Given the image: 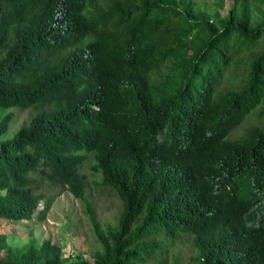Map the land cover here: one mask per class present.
Here are the masks:
<instances>
[{"label": "trees", "instance_id": "trees-1", "mask_svg": "<svg viewBox=\"0 0 264 264\" xmlns=\"http://www.w3.org/2000/svg\"><path fill=\"white\" fill-rule=\"evenodd\" d=\"M216 1L0 0V219L84 200L88 158L121 204H87L92 262L0 236V264H264V0Z\"/></svg>", "mask_w": 264, "mask_h": 264}, {"label": "rangeland", "instance_id": "rangeland-1", "mask_svg": "<svg viewBox=\"0 0 264 264\" xmlns=\"http://www.w3.org/2000/svg\"><path fill=\"white\" fill-rule=\"evenodd\" d=\"M198 1L205 4H215L217 2L216 0ZM230 6L231 0H225V5L220 10L222 17L226 15ZM8 112L0 110V118ZM31 115L30 110H15L13 121L5 139L14 136L20 126L30 119ZM257 123L258 120L255 113V116H249L232 132V137L240 135L246 126ZM91 165V160L88 158L81 170L88 182L84 200L76 199L66 191L54 196L59 193L60 188L45 187L42 191L46 193V198L54 197L50 208L44 213L43 217L38 218L39 213L44 210V203L41 202L30 220L12 222L0 219V236L4 237L5 243L12 247L22 248L29 244L39 246L44 241H50L62 248L63 257L69 259L68 262L78 260L92 262V254L99 250V245L86 215V206L89 204L94 208L97 219L104 227L116 223L121 204L106 189L94 185L93 181L96 176L90 171ZM0 195H3V193L0 192ZM188 246L189 244H184L182 247L188 252ZM1 254L3 252H0ZM184 256L186 257L185 252Z\"/></svg>", "mask_w": 264, "mask_h": 264}]
</instances>
